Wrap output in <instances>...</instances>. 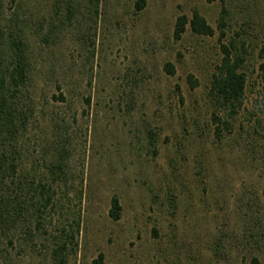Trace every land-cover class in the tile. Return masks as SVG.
Returning <instances> with one entry per match:
<instances>
[{"label": "rangeland", "instance_id": "1", "mask_svg": "<svg viewBox=\"0 0 264 264\" xmlns=\"http://www.w3.org/2000/svg\"><path fill=\"white\" fill-rule=\"evenodd\" d=\"M138 1L2 0L31 31L19 173L45 180L52 202L0 226V264H264V0ZM192 11L213 35L186 25L174 41ZM221 45L242 54L245 89L217 139Z\"/></svg>", "mask_w": 264, "mask_h": 264}, {"label": "trees", "instance_id": "2", "mask_svg": "<svg viewBox=\"0 0 264 264\" xmlns=\"http://www.w3.org/2000/svg\"><path fill=\"white\" fill-rule=\"evenodd\" d=\"M216 1L219 0H204L206 4ZM141 7L142 1L139 0L136 9ZM186 25L193 35H213L204 19L192 11L189 20L183 15L176 17L172 32L174 41L180 39ZM219 25L222 26V23ZM30 32L28 18L23 12H13L4 18L0 0V226L17 223L20 227L31 213L39 219L52 202L51 189L45 180L28 174L24 179L19 173L22 139L31 125L32 114L27 92L30 57L26 35ZM220 50L222 57L208 87L210 121L217 139L222 131L229 132L230 120L242 107L245 89L242 54L233 55L223 45ZM164 70L169 75L173 73L169 64L164 66ZM194 85L195 82H190L191 88ZM53 168L56 175L52 171L49 174L60 178L61 165L57 163ZM109 204L107 216L117 221L120 212L117 198L112 197ZM62 250L59 247V251ZM101 261L102 257L98 255L90 264H101Z\"/></svg>", "mask_w": 264, "mask_h": 264}]
</instances>
